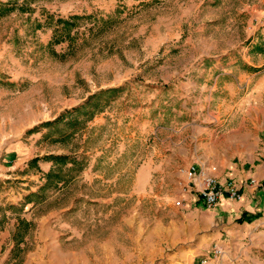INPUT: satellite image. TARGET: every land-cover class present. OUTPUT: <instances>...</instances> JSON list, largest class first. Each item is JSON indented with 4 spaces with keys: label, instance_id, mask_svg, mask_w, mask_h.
Here are the masks:
<instances>
[{
    "label": "rangeland",
    "instance_id": "obj_1",
    "mask_svg": "<svg viewBox=\"0 0 264 264\" xmlns=\"http://www.w3.org/2000/svg\"><path fill=\"white\" fill-rule=\"evenodd\" d=\"M7 1L29 10L0 19V264L212 259L175 205L178 168L218 120L258 108L239 100L264 79V15L249 20L264 0ZM72 15V40L51 44ZM52 171L61 181L41 190ZM244 237L217 264H264V237Z\"/></svg>",
    "mask_w": 264,
    "mask_h": 264
},
{
    "label": "crops",
    "instance_id": "obj_2",
    "mask_svg": "<svg viewBox=\"0 0 264 264\" xmlns=\"http://www.w3.org/2000/svg\"><path fill=\"white\" fill-rule=\"evenodd\" d=\"M249 14V20L253 21L264 15V10L252 7ZM253 68L254 65L247 67V80H255L259 74ZM220 75L229 76L230 73L224 71ZM243 86L237 89L242 90ZM216 87L217 81L209 89L213 91ZM210 96L211 93L209 99L212 100ZM245 101L256 103L257 112L251 108V112L229 113L218 120L224 124L211 126L212 129H209L205 137L206 142L201 147L204 150L202 155L196 156L191 162L196 166H215L221 186L227 180H232L239 188L240 199H230L224 193L210 209L204 207L201 200L187 197L190 227L200 236L203 235L213 245V250L230 249L245 235L264 237V79L256 78L250 91L240 98L239 103ZM251 180L255 181L254 185ZM261 226L262 229H259ZM217 261L218 258L212 256V259L208 257L200 264H217Z\"/></svg>",
    "mask_w": 264,
    "mask_h": 264
},
{
    "label": "built area",
    "instance_id": "obj_3",
    "mask_svg": "<svg viewBox=\"0 0 264 264\" xmlns=\"http://www.w3.org/2000/svg\"><path fill=\"white\" fill-rule=\"evenodd\" d=\"M217 168L215 166L190 164L188 167L179 168V174L183 176L185 181L181 184L180 195L181 198L175 202L179 208H183L187 202V197L201 200L204 207L210 209L214 207L219 198L226 193L228 198L233 200L240 199L238 186L232 181L227 180L221 186L217 180ZM251 184H255L251 180ZM223 251L220 248L213 250V257L220 258ZM206 264V262H203Z\"/></svg>",
    "mask_w": 264,
    "mask_h": 264
},
{
    "label": "trees",
    "instance_id": "obj_4",
    "mask_svg": "<svg viewBox=\"0 0 264 264\" xmlns=\"http://www.w3.org/2000/svg\"><path fill=\"white\" fill-rule=\"evenodd\" d=\"M152 1L158 2V0H152ZM16 10H18L19 12H26L27 10H29V8L22 5V4L17 5L16 2H12V1L11 2L7 1L5 3L0 2V19L9 16L12 12H14ZM83 18L84 17L72 15L66 19H56L55 20L56 25L53 29L54 31H53V35H52V39H51V41H52L51 44H58L60 42H63L64 40H72L71 31L73 30L74 27H76V23ZM113 92H115V91L109 90V91H104L103 93H98L97 95L92 96L91 99H88L87 102L84 103V105H82L78 108H75L71 114L77 113V112L87 108V105H88L90 100L94 101L96 99V97L103 96V95H109V94L111 95V94H113ZM111 96L110 97L108 96L109 98L108 97L106 98L105 104H108L109 101L111 100V98H113ZM100 104L101 103H99L98 101L95 102L93 104V108L100 109V107H101ZM84 112H86V111H84ZM62 118H63V115L58 117L55 122H57V123L60 122L62 120ZM51 124L52 123H50V122L44 123L41 127L45 128V127L50 126ZM40 160H41L40 158H33L32 160L29 161L28 165L34 166ZM42 160L51 161L55 165H57L58 168H61V167L66 166L68 164H71L70 159L66 156L44 157V158H42ZM61 179H62V177H60L59 173H57V172L52 171L50 173H47V175L45 177V184L41 187V190H44V189L50 187L53 182H55V183L60 182Z\"/></svg>",
    "mask_w": 264,
    "mask_h": 264
}]
</instances>
